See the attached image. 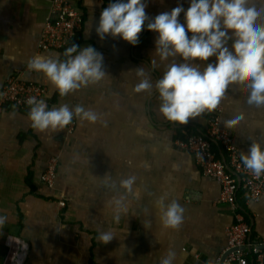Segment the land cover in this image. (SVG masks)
Returning <instances> with one entry per match:
<instances>
[{"label":"crops","instance_id":"crops-1","mask_svg":"<svg viewBox=\"0 0 264 264\" xmlns=\"http://www.w3.org/2000/svg\"><path fill=\"white\" fill-rule=\"evenodd\" d=\"M51 1L0 0V90L13 77L41 84L47 89L49 109L82 104L98 120L74 118L62 130L39 132L31 126L29 108L0 112V216L6 218L0 226V264H160L169 251L176 254L174 264H218L234 214L228 204L219 202L220 184L204 176L193 156L174 143L178 132L180 136L203 132L209 111L187 124L171 122L159 112L155 89L132 90L140 79L137 67H144L155 81L168 62H160L154 53L156 33L146 27L135 46L118 37L101 40L95 32L101 0L94 6L86 0H69L83 13L82 28L70 46L92 45L102 53L107 75L61 97L43 73L27 68L35 55L65 59L64 50L38 48ZM146 4L151 19L178 4L187 9L188 0H146ZM247 95L245 82L234 80L220 104L222 126L240 153L252 141L264 144V107L247 104ZM238 113H243V120L234 126L227 123L228 116ZM51 156L59 158L54 189L40 181ZM104 175L115 186L106 187L100 179ZM129 175L137 177L140 197H129L128 213L117 224L107 201L121 193L119 181ZM243 195L241 191L239 200L251 236L262 237L264 195L250 203ZM59 196L66 207H59ZM161 196L166 203L175 200L183 207L178 229L162 227L156 207ZM149 220L150 225L144 226ZM108 230L115 237L107 244L99 242V233Z\"/></svg>","mask_w":264,"mask_h":264},{"label":"clouds","instance_id":"clouds-1","mask_svg":"<svg viewBox=\"0 0 264 264\" xmlns=\"http://www.w3.org/2000/svg\"><path fill=\"white\" fill-rule=\"evenodd\" d=\"M86 3L94 6L95 0H86ZM146 7V0H108L95 32L101 40L118 37L133 46L138 44L139 34L145 27L156 33L154 53L160 62L168 63L155 81L144 67H137L140 79L132 90L141 93L155 89L163 118L187 124L190 119L220 105L234 80L245 82L247 104L264 107V0H188L187 9L178 4L151 19ZM63 56L65 59L61 60L35 55L27 63L30 71L43 73L61 97L97 83L107 75L103 55L92 45L81 47L73 43L64 50ZM152 64L155 67L157 61L153 59ZM26 103L30 106L31 126L39 132L62 130L74 118L90 123L98 120V115L82 104L74 108L61 104L49 109L44 99L36 97H29ZM243 119V113H238L228 116L226 121L234 126ZM240 160L246 169L261 175L264 144L250 142L247 151L241 152ZM100 179L106 187L115 186L110 176ZM136 180L135 175L120 179L121 193L107 201L112 220L117 224L128 213L129 197H140ZM156 207L163 228L180 227L184 209L177 201L166 203L161 196ZM5 219L0 216V226ZM150 223V220L144 221V226ZM114 237V231L108 230L100 232L97 239L107 244ZM175 256V252L169 251L160 264H174Z\"/></svg>","mask_w":264,"mask_h":264},{"label":"built area","instance_id":"built-area-1","mask_svg":"<svg viewBox=\"0 0 264 264\" xmlns=\"http://www.w3.org/2000/svg\"><path fill=\"white\" fill-rule=\"evenodd\" d=\"M103 7L108 0H101ZM83 24V13L69 0H52L38 48L40 51L65 50L76 38ZM29 97L47 100V89L41 84L24 82L13 77L0 90V112L6 108L28 109ZM223 107L218 105L209 111L207 126L203 132L187 133L175 139V146L190 153L204 176L215 179L221 186L219 202L228 204L234 214V222L225 230L227 246L218 264H264V236H251V228L240 204L242 191L245 203L256 202L264 195V173L257 176L246 169L240 160V151L234 145L230 133L222 126ZM73 132V125L68 128ZM58 156H51L41 175V183L55 188ZM58 205L66 207L59 196ZM22 250V249H21Z\"/></svg>","mask_w":264,"mask_h":264},{"label":"trees","instance_id":"trees-1","mask_svg":"<svg viewBox=\"0 0 264 264\" xmlns=\"http://www.w3.org/2000/svg\"><path fill=\"white\" fill-rule=\"evenodd\" d=\"M73 42H74V41H73ZM69 46H70V44H69ZM69 46H68V47H69ZM178 137H180V133H179V132L177 133V137H176V138H178Z\"/></svg>","mask_w":264,"mask_h":264},{"label":"bare ground","instance_id":"bare-ground-1","mask_svg":"<svg viewBox=\"0 0 264 264\" xmlns=\"http://www.w3.org/2000/svg\"><path fill=\"white\" fill-rule=\"evenodd\" d=\"M48 96V95H47ZM19 110V109H18ZM22 110V109H21Z\"/></svg>","mask_w":264,"mask_h":264},{"label":"rangeland","instance_id":"rangeland-1","mask_svg":"<svg viewBox=\"0 0 264 264\" xmlns=\"http://www.w3.org/2000/svg\"><path fill=\"white\" fill-rule=\"evenodd\" d=\"M15 256V255H14Z\"/></svg>","mask_w":264,"mask_h":264}]
</instances>
